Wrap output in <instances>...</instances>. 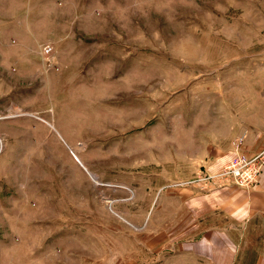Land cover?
I'll return each mask as SVG.
<instances>
[{"label":"rangeland","instance_id":"rangeland-1","mask_svg":"<svg viewBox=\"0 0 264 264\" xmlns=\"http://www.w3.org/2000/svg\"><path fill=\"white\" fill-rule=\"evenodd\" d=\"M261 92L264 0H0V264L169 261Z\"/></svg>","mask_w":264,"mask_h":264},{"label":"crops","instance_id":"crops-1","mask_svg":"<svg viewBox=\"0 0 264 264\" xmlns=\"http://www.w3.org/2000/svg\"><path fill=\"white\" fill-rule=\"evenodd\" d=\"M248 108L247 114H256V117L246 119V127L237 133H245L244 151L250 155L264 149V93L258 95L256 105ZM235 136L236 133L229 139L233 140ZM222 154L214 152L208 156L215 158L213 164L218 165L230 157ZM261 169L251 187L229 184L208 192L199 191L193 197L189 195L190 212L197 211L200 230H206L205 222H209L207 228L211 230L198 233L194 241L166 245L165 248L171 250L169 261L160 258L161 264H264L260 261L264 258L263 250H246L248 233L264 231V164ZM166 196L173 202L178 200L168 193ZM185 198L183 194L182 200Z\"/></svg>","mask_w":264,"mask_h":264},{"label":"built area","instance_id":"built-area-1","mask_svg":"<svg viewBox=\"0 0 264 264\" xmlns=\"http://www.w3.org/2000/svg\"><path fill=\"white\" fill-rule=\"evenodd\" d=\"M52 51V45L44 44L41 48V54H46L44 58L53 60L48 57ZM261 161H259V156L248 157L246 155H238L230 162L223 165V167L218 172H207V174L201 177L200 180L212 181L214 179H227L233 184L241 185H251L257 180L258 173L260 172Z\"/></svg>","mask_w":264,"mask_h":264},{"label":"bare ground","instance_id":"bare-ground-1","mask_svg":"<svg viewBox=\"0 0 264 264\" xmlns=\"http://www.w3.org/2000/svg\"><path fill=\"white\" fill-rule=\"evenodd\" d=\"M75 158H76V157H75ZM77 158H78V157H77ZM77 158H76V159H77ZM79 160H80V159H79ZM87 173H88V172H87ZM90 174H91L92 177H94L93 173H89V175H90Z\"/></svg>","mask_w":264,"mask_h":264}]
</instances>
